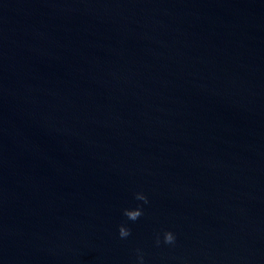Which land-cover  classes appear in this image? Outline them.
Returning a JSON list of instances; mask_svg holds the SVG:
<instances>
[{
  "label": "water",
  "instance_id": "1",
  "mask_svg": "<svg viewBox=\"0 0 264 264\" xmlns=\"http://www.w3.org/2000/svg\"><path fill=\"white\" fill-rule=\"evenodd\" d=\"M0 264H264V0H0Z\"/></svg>",
  "mask_w": 264,
  "mask_h": 264
},
{
  "label": "clouds",
  "instance_id": "2",
  "mask_svg": "<svg viewBox=\"0 0 264 264\" xmlns=\"http://www.w3.org/2000/svg\"><path fill=\"white\" fill-rule=\"evenodd\" d=\"M136 199L138 200H143L145 203H147V198L141 194H136ZM142 210L137 207L135 209H125L124 210V215L132 221L137 220L141 215H142ZM119 235L120 237L124 238L130 235V229H127L123 225L120 226L119 228ZM175 240L174 235L171 232H165L164 233V242L167 244L173 243ZM157 243H159V239H157ZM142 260V257H141Z\"/></svg>",
  "mask_w": 264,
  "mask_h": 264
}]
</instances>
